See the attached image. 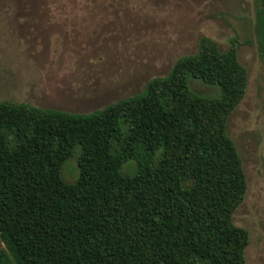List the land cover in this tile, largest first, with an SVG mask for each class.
<instances>
[{
  "label": "trees",
  "instance_id": "1",
  "mask_svg": "<svg viewBox=\"0 0 264 264\" xmlns=\"http://www.w3.org/2000/svg\"><path fill=\"white\" fill-rule=\"evenodd\" d=\"M253 12L264 62V0ZM228 42L201 36L167 75L89 113L0 101V264H247L249 232L231 218L247 181L226 122L248 76Z\"/></svg>",
  "mask_w": 264,
  "mask_h": 264
},
{
  "label": "rangeland",
  "instance_id": "2",
  "mask_svg": "<svg viewBox=\"0 0 264 264\" xmlns=\"http://www.w3.org/2000/svg\"><path fill=\"white\" fill-rule=\"evenodd\" d=\"M253 22V0H0V101L89 113L167 75L201 36L220 50L236 38L248 82L226 132L247 189L231 218L249 232L247 264H264V62ZM189 85L201 95L217 93L197 79ZM78 153L76 146L61 167L66 182L78 177Z\"/></svg>",
  "mask_w": 264,
  "mask_h": 264
}]
</instances>
